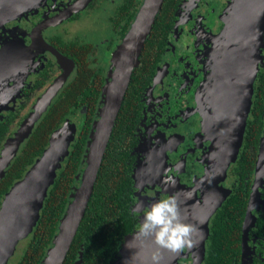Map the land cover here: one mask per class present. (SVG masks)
<instances>
[{"label": "flooded vegetation", "instance_id": "flooded-vegetation-1", "mask_svg": "<svg viewBox=\"0 0 264 264\" xmlns=\"http://www.w3.org/2000/svg\"><path fill=\"white\" fill-rule=\"evenodd\" d=\"M89 1L91 3L84 6L85 9H92L95 1L99 2V0ZM195 1L197 0L187 1L186 7H190ZM78 2L81 0H39L38 5L17 13L0 27V50L6 47L7 51L16 54V50L20 48L23 54L17 53L15 66H11L12 69L6 72V76L0 82V124H7L8 127L0 151L6 140L13 135L30 112L32 100L39 98L62 73L61 66L53 55L44 50L47 46L63 54L58 48L60 43L79 42L89 47L88 57L93 61L95 59L93 47L100 52L106 41H109L107 46L115 42L114 37H111L112 34L118 38L108 19L119 3L103 0L100 9L102 6H113L109 11H104L107 15L105 21L111 26L109 40L104 39L95 46L88 41L64 39L62 33L58 31L64 30L62 26L65 23L78 20L80 16L77 12L56 25L45 28L41 34L45 44L42 43L37 34L39 25L61 16L63 11ZM229 2L230 0H200L195 4L194 11L188 13V8L186 12H181V15L179 8L175 24L169 32L165 52L136 96L137 117L132 134L134 145L130 151V175L133 179L131 207L136 202L146 205L160 196L174 195L176 198L180 195L184 206H187L188 200V206L195 207L198 211L203 206L202 210L205 212L204 209L209 206H204L203 203L206 204L207 200L215 202L219 195L223 203L232 198L242 184L243 191L248 193V203L242 220L239 250H236L234 264H264V231L261 234L258 227V219L264 217V145L261 147V138L253 168H249L248 164L244 177L234 170L239 158L238 153L236 161L230 165L221 181L218 194L208 193L204 186L196 189L204 176L212 143V135L205 125L207 120L205 116L209 109L208 100L202 103L199 91L210 72L212 54L216 48L212 49L214 39L223 27L220 15ZM114 4H117L116 7ZM120 42L118 38L117 44ZM63 55L72 60L67 55ZM72 62L74 63L73 60ZM262 67L264 68V64ZM75 69L74 63L70 76L74 74ZM106 72L108 70L105 71L104 78ZM16 103L17 106L14 108ZM11 115L15 118L9 122ZM249 116L250 112L247 122ZM263 130L264 121L261 137ZM258 164H260L259 168ZM168 176L173 182L169 183L165 179ZM217 209L208 219L204 257L199 264H204L208 242L212 239L213 216ZM202 210L199 211L200 215ZM196 224L192 233L193 244L189 247L192 251H188L187 248L183 250L184 256L179 261L181 264H192L200 255L196 247L197 240L205 232L200 226L201 222ZM197 234L199 237L193 238ZM19 244L21 241L6 264H16L14 256Z\"/></svg>", "mask_w": 264, "mask_h": 264}, {"label": "water", "instance_id": "water-1", "mask_svg": "<svg viewBox=\"0 0 264 264\" xmlns=\"http://www.w3.org/2000/svg\"><path fill=\"white\" fill-rule=\"evenodd\" d=\"M163 1L142 0L128 31L112 53L111 65L101 89L96 119L92 124L81 161L82 170L75 177L77 185L72 187L70 202L60 220L57 234L53 237L40 264L64 263L92 195L97 173L132 73L138 66L145 40ZM88 2L89 0H81L75 8H68L67 12L63 11V15L40 24L37 32L40 41L44 43L41 34L45 28L71 17L82 10ZM38 4L39 0H0V27L17 13ZM220 19L223 27L214 39L212 49L216 48L212 54L210 72L199 91L202 103L208 100L209 109L205 116L207 118L205 125L212 135V143L204 176L196 189L204 186L205 191L213 195L220 191L221 181L226 176L227 169L236 161L242 145L252 103L253 86L263 60L264 0H230ZM7 49L5 47L0 50V82L6 76L7 68L13 66V53ZM44 50L53 55L61 66L62 73L37 99L26 118L3 144L0 151V179L73 71L72 60L52 47L47 46ZM16 51L19 55H23L20 48ZM68 122L65 121L62 127L51 134L48 146L42 155L34 161L23 178L15 182L4 194L0 203V264L7 263L17 244L26 239L36 225L48 189L68 155L69 144L74 136L75 130L72 124L70 128L65 127ZM260 144L263 147L264 130ZM176 201L186 222L195 220L194 223L191 221L194 227L197 222H201L200 226L205 232L197 240L196 246L200 247L201 257L194 259L192 263L199 264L204 257L208 219L220 207L223 199L219 195L215 202L208 200L206 204L201 202L204 206H209L204 209L205 212L202 206L201 215L197 208L188 204L184 206L180 195L176 197ZM133 237L134 234L125 239L120 250L123 259L120 264H152L149 254L155 246L150 240H145L143 243L137 240L136 247L132 250L128 247V240ZM196 237H199L198 234L193 238ZM179 253H172V256L167 252L160 253L157 264H178ZM75 264H81V259Z\"/></svg>", "mask_w": 264, "mask_h": 264}, {"label": "trees", "instance_id": "trees-1", "mask_svg": "<svg viewBox=\"0 0 264 264\" xmlns=\"http://www.w3.org/2000/svg\"><path fill=\"white\" fill-rule=\"evenodd\" d=\"M182 2L183 0H164L155 17L114 123L92 195L63 264H75L78 259H81V264H115L126 237L135 230L137 219L130 214L133 199L130 151L134 145L132 134L137 117L136 96L165 52L169 32L175 24ZM141 3L142 0H121L110 13L108 21L120 41L128 31ZM58 48L74 61L76 69L35 124L0 179V203L9 188L22 179L34 161L42 155L51 134L62 127L65 121L74 118L77 112H81V120L76 122L77 127L69 144L68 155L48 189L36 225L22 241L24 246L18 249L16 264H40L57 234L60 220L70 202L72 187L77 185L75 177L82 170L81 161L86 142L96 119L101 89L106 80V70L95 66L89 60L88 46L79 42H68L60 43ZM252 97L250 116L234 167L242 177L247 173L248 164L249 168H253L263 129L262 65L257 72ZM14 118L11 115L9 122ZM7 128V124H0V146ZM247 203L248 193L243 191V185L240 184V189L232 198L225 200L214 213L212 239L208 242L204 264H234ZM258 222L262 234L264 217H260Z\"/></svg>", "mask_w": 264, "mask_h": 264}, {"label": "clouds", "instance_id": "clouds-1", "mask_svg": "<svg viewBox=\"0 0 264 264\" xmlns=\"http://www.w3.org/2000/svg\"><path fill=\"white\" fill-rule=\"evenodd\" d=\"M165 179L173 182L170 176ZM130 214L137 219L134 237L141 243L150 240L155 245L149 254L152 264L159 261L160 249L178 253L193 244L194 225L181 215L174 195L160 196L146 205L136 202Z\"/></svg>", "mask_w": 264, "mask_h": 264}, {"label": "rangeland", "instance_id": "rangeland-1", "mask_svg": "<svg viewBox=\"0 0 264 264\" xmlns=\"http://www.w3.org/2000/svg\"><path fill=\"white\" fill-rule=\"evenodd\" d=\"M112 1H113V3H120L121 2V0H112ZM187 1H189V0H184L182 2L179 14L181 12H186L188 8H189L188 9L189 10L188 13H191L192 11H194L196 9L195 4H198L200 0H197V1L193 2V4L190 5V7H188V8L186 7V2ZM205 1H208V0H205ZM88 3H91V2L89 1ZM102 3H103V0H99V2L95 1L94 5H93L94 8H92V9H85L86 7L85 8L83 7V9L78 11V13H77L80 16V18L78 20L69 21V22L65 23L62 26V28L64 30H59L58 32H61L63 37H64V39H66V40L77 39L79 41H85V42L88 41V42H91L92 45H95V46L100 44L101 42H103L104 39L105 40H109L108 38L110 36L111 26L108 24L107 21H105L107 15L104 13V11L105 10L109 11L111 7L113 8V6H111V5H109V7L102 6V8L100 9V6H101ZM116 5L117 4H114L115 7H116ZM213 19H215V17H213ZM98 30L99 31L101 30V32L99 33ZM111 37H114V41L115 42L113 44L107 46L109 41H106L105 45H103V47L101 48L100 52L95 50L94 47H93V50H92L94 55H95V59L94 60L96 61L95 62L93 60L92 61L93 64L95 66L103 67L105 70L109 69V67L111 65L112 53L114 52V50L116 49V47L118 45L117 44L118 38L115 37L113 34L111 35ZM263 54H264V49H263ZM262 64H264V56H263ZM37 99H38L37 97L34 99L35 102H33L34 100H32V103L30 104L31 110H32L34 104L36 103ZM9 103H11V102H9ZM16 106H17V103L15 104L14 108H16ZM79 114H81V112H77L75 117L72 118L71 120L68 119L69 122L66 123L65 127L66 128H70V126L72 124V128L74 127V130L76 131L77 123L81 120V117H80ZM75 131H73V134H75ZM204 195H205V192H204ZM186 202L188 204V200ZM193 205L196 206L197 204L196 205L193 204ZM192 222L194 223L195 220H192ZM137 240L138 239L135 238V237H133L132 239L130 238L128 240V247H131L132 250H133L136 247L135 243L138 242ZM23 246H24V244L21 241V244H19L18 249H21ZM204 246H205V240H204ZM187 249H188V251H192L190 248H187ZM197 249H198V252H200V255L198 256L199 259H200V257H201L200 247L197 248ZM18 253H19V251L17 250V252H16V254L14 256V260L15 261H17V259H18V257H16V255ZM183 256H184L183 255V251L178 254V257H177L178 264H181L179 261L181 260L180 258L183 257ZM121 259H122V256L119 254V257H118V259H117L115 264H120L121 263Z\"/></svg>", "mask_w": 264, "mask_h": 264}, {"label": "bare ground", "instance_id": "bare-ground-1", "mask_svg": "<svg viewBox=\"0 0 264 264\" xmlns=\"http://www.w3.org/2000/svg\"><path fill=\"white\" fill-rule=\"evenodd\" d=\"M80 4V2H78L75 6H72V7H76V6H78ZM71 8V7H70ZM68 11V9L66 10V11H64V12H67ZM63 12V13H64ZM63 13H62V15H63ZM12 56H13V58H14V60H13V63H12V65H14L15 66V59H16V56H15V54H12ZM22 59H23V57L21 58V60L20 59H18V60H20V62H22ZM12 69V67L11 68H7V71L6 72H9V70H11ZM259 165L260 164H258V168H259ZM200 184V183H199ZM201 187H203V186H201ZM141 242V241H140ZM145 245H146V243H145ZM144 245V246H145ZM155 246V245H154ZM164 252H167L168 253V255L170 254V256H172V252H170L169 250H167V249H163V251H161V249H160V251H159V254L160 253H164Z\"/></svg>", "mask_w": 264, "mask_h": 264}]
</instances>
